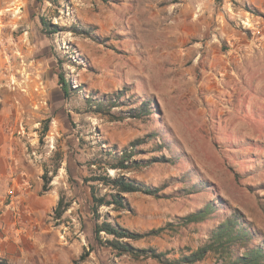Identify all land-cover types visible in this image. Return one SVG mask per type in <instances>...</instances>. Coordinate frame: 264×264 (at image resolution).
<instances>
[{"label":"rangeland","instance_id":"obj_1","mask_svg":"<svg viewBox=\"0 0 264 264\" xmlns=\"http://www.w3.org/2000/svg\"><path fill=\"white\" fill-rule=\"evenodd\" d=\"M123 149L106 172L156 192L99 214L160 229L133 247L178 259L231 215L264 244V0H0V264H161L92 233L84 179Z\"/></svg>","mask_w":264,"mask_h":264},{"label":"trees","instance_id":"obj_2","mask_svg":"<svg viewBox=\"0 0 264 264\" xmlns=\"http://www.w3.org/2000/svg\"><path fill=\"white\" fill-rule=\"evenodd\" d=\"M58 79L66 99L68 97V89L62 80V75H59ZM107 103L109 107H114L117 104V98L109 96ZM94 106L95 109L93 111L97 113L103 112V103L97 102ZM151 138H154V136H151ZM134 152L133 150L123 149L118 155H107L109 157L112 156L113 161L111 162L102 161V159L93 161L90 166L100 168L103 165L102 168L105 171L103 174L95 173V175L84 179L88 184L91 200L90 211L94 222L92 233L98 244L104 245L117 256L151 257L161 264H196L204 261L209 256L214 259V264H261L264 262V244L249 245L252 235L246 227L242 226V222L237 215H231L224 219L223 222L214 228L207 241L199 245L194 251H189L186 255L173 260L166 259L164 253H157L153 248H135L130 243V241H138L147 236L155 235L160 232V229L151 230L147 233L134 232L117 223H111L107 214L103 216V221H100L99 209L101 207H110L114 211L129 208L125 194L142 192L153 195L156 192L133 179L124 177L122 174L111 177L106 172V170L131 171L134 164H136L135 161H131ZM99 186H104L108 191L102 194ZM46 187L44 185L43 189L46 190ZM210 212V208L205 207L189 214L183 220L187 223L203 221ZM101 233H104L107 238L102 239Z\"/></svg>","mask_w":264,"mask_h":264},{"label":"crops","instance_id":"obj_3","mask_svg":"<svg viewBox=\"0 0 264 264\" xmlns=\"http://www.w3.org/2000/svg\"><path fill=\"white\" fill-rule=\"evenodd\" d=\"M2 157V156H1ZM0 157V178H6L7 177V173H6V168L7 165L5 164V157H3V159Z\"/></svg>","mask_w":264,"mask_h":264},{"label":"bare ground","instance_id":"obj_4","mask_svg":"<svg viewBox=\"0 0 264 264\" xmlns=\"http://www.w3.org/2000/svg\"><path fill=\"white\" fill-rule=\"evenodd\" d=\"M22 92H24V91L22 90Z\"/></svg>","mask_w":264,"mask_h":264}]
</instances>
